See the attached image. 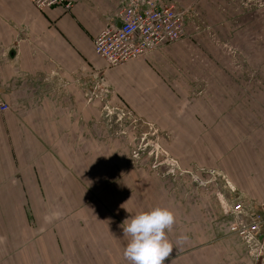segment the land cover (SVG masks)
Listing matches in <instances>:
<instances>
[{"label":"crops","instance_id":"obj_1","mask_svg":"<svg viewBox=\"0 0 264 264\" xmlns=\"http://www.w3.org/2000/svg\"><path fill=\"white\" fill-rule=\"evenodd\" d=\"M72 1L0 0V264H128L122 225L156 206L176 216L164 264H264L229 231L234 200L264 199V0H160L184 40L113 68L94 41L124 0ZM98 82L171 131L180 169L130 167Z\"/></svg>","mask_w":264,"mask_h":264},{"label":"built area","instance_id":"obj_2","mask_svg":"<svg viewBox=\"0 0 264 264\" xmlns=\"http://www.w3.org/2000/svg\"><path fill=\"white\" fill-rule=\"evenodd\" d=\"M37 8L71 9L72 0H30ZM120 25L105 26L95 38V52L110 67L143 57L158 48L185 38L188 13L174 3L160 0H124ZM0 96V113L9 109ZM229 231L239 237L259 260L264 257V199L255 208L239 199L231 205Z\"/></svg>","mask_w":264,"mask_h":264},{"label":"rangeland","instance_id":"obj_3","mask_svg":"<svg viewBox=\"0 0 264 264\" xmlns=\"http://www.w3.org/2000/svg\"><path fill=\"white\" fill-rule=\"evenodd\" d=\"M247 22L249 23L248 19ZM237 38H239L238 35ZM183 40L176 43H180ZM103 73L104 71H102V74ZM98 79L101 80V78ZM101 84L102 83L98 82V100L101 101L105 112L109 115V119L113 122V129L110 130L113 132L112 134H117V136L120 137L123 135L127 139V151L130 157V162L132 163L130 164V167L135 164H142L147 170L154 168L158 169L161 167L162 171H168L169 167L174 166L175 168L180 169V162L179 164L178 161L176 162V159L172 155L174 154L173 151L170 152L168 147V139L170 138L171 131L167 129H160L154 123L147 120L144 122L142 119L134 116L135 114L132 112L134 110L130 107L129 103L126 105V102H121L122 105L128 106L129 110H127L126 107H114L118 105L117 102L119 100H125L115 92L113 94L114 97L112 96V103H114V105L111 106L109 103H106L108 101L104 95L106 92L104 90L107 89ZM117 148L118 150H114V152L120 153V147L118 146ZM177 153L182 156L184 155L183 150L178 151ZM210 172L214 173L215 171L211 170Z\"/></svg>","mask_w":264,"mask_h":264},{"label":"clouds","instance_id":"obj_4","mask_svg":"<svg viewBox=\"0 0 264 264\" xmlns=\"http://www.w3.org/2000/svg\"><path fill=\"white\" fill-rule=\"evenodd\" d=\"M175 223V213L160 206L125 220L122 227L128 243L123 250L124 259L128 264H164L174 249L167 233L172 231ZM187 240V235L182 234L177 238V244L182 245Z\"/></svg>","mask_w":264,"mask_h":264}]
</instances>
